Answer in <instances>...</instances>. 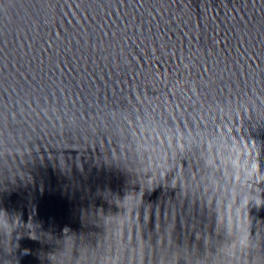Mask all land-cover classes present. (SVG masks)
Segmentation results:
<instances>
[{"label":"water","instance_id":"water-1","mask_svg":"<svg viewBox=\"0 0 264 264\" xmlns=\"http://www.w3.org/2000/svg\"><path fill=\"white\" fill-rule=\"evenodd\" d=\"M0 264H264V0H0Z\"/></svg>","mask_w":264,"mask_h":264}]
</instances>
